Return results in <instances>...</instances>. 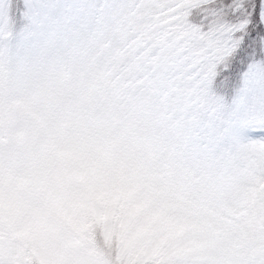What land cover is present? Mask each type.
<instances>
[{"label":"snow or ice","instance_id":"1","mask_svg":"<svg viewBox=\"0 0 264 264\" xmlns=\"http://www.w3.org/2000/svg\"><path fill=\"white\" fill-rule=\"evenodd\" d=\"M6 48L73 57L101 119L194 203L264 210V0H0Z\"/></svg>","mask_w":264,"mask_h":264},{"label":"rangeland","instance_id":"2","mask_svg":"<svg viewBox=\"0 0 264 264\" xmlns=\"http://www.w3.org/2000/svg\"><path fill=\"white\" fill-rule=\"evenodd\" d=\"M18 60L26 77L0 61V264H264V210L220 216L153 175L73 57Z\"/></svg>","mask_w":264,"mask_h":264},{"label":"trees","instance_id":"3","mask_svg":"<svg viewBox=\"0 0 264 264\" xmlns=\"http://www.w3.org/2000/svg\"><path fill=\"white\" fill-rule=\"evenodd\" d=\"M18 57H20V53L15 49V48H12V49H5L4 50V52L2 53V54H0V61H1V68H2V70H4V72L6 73V74H15L16 72H18V73H20L23 77H26V75H27V73L30 71V67H29V65H27L26 63H24V62H20V65L18 66V62H19V60H18ZM94 216H92V217H87L86 219H85V221H84V223H86V224H84V223H82L83 225H82V227H84V226H86L87 225V227L88 226H90L89 228H91L92 229V231L94 230H97L98 231V233H100V227L99 228H96L97 226H98V224L100 223H98L97 222V220H96V218L94 219V221H93V218ZM101 225V224H100ZM84 229V228H83ZM86 233V232H85ZM96 233V232H95ZM97 234V233H96ZM100 245H102L101 243H100ZM103 247V246H102ZM94 248V247H93ZM96 249V248H95ZM27 253H29V252H27ZM30 256V260H32L31 258H33L34 259V256H32V254H29ZM28 256V255H27ZM111 261H106L104 258H103V260H102V262L104 263V264H116L115 263V256H114V258L112 257V256H110L109 254H108V256H107ZM154 260L155 259H151V261H149V263L148 264H151V263H153L154 262ZM101 262V263H102ZM102 263V264H103ZM182 263H186V264H188V263H191V261H179V260H177V261H175V264H182ZM121 264V263H120ZM170 264H171V262H170Z\"/></svg>","mask_w":264,"mask_h":264}]
</instances>
